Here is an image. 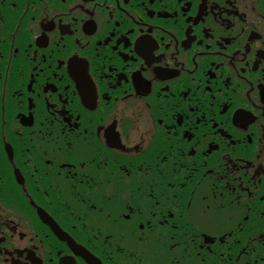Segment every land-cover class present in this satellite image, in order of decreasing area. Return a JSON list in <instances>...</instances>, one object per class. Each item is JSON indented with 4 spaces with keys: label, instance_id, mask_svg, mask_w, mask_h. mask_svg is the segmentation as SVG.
<instances>
[{
    "label": "flooded vegetation",
    "instance_id": "obj_1",
    "mask_svg": "<svg viewBox=\"0 0 264 264\" xmlns=\"http://www.w3.org/2000/svg\"><path fill=\"white\" fill-rule=\"evenodd\" d=\"M0 264H264V0H0Z\"/></svg>",
    "mask_w": 264,
    "mask_h": 264
}]
</instances>
